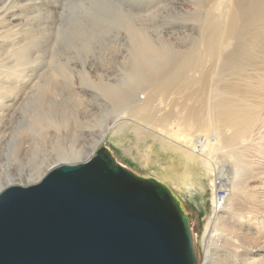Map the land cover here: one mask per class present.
Listing matches in <instances>:
<instances>
[{
	"label": "bare ground",
	"instance_id": "1",
	"mask_svg": "<svg viewBox=\"0 0 264 264\" xmlns=\"http://www.w3.org/2000/svg\"><path fill=\"white\" fill-rule=\"evenodd\" d=\"M196 4L197 14L195 17L196 23L194 24L197 26V33L196 38L194 37L195 45L192 50L185 51V53L184 49L181 52H177L178 49L174 51L175 46L166 48L163 42V44H158L159 47H155L157 43L151 45V42L146 41V37L141 41L139 34H143L141 32L135 34L136 29L133 30L132 26L128 27L132 20H130L129 14H126L125 17L128 16V18L124 17L125 19H122L121 25L125 26L128 23L126 28L129 29L126 30H130V32H127L133 35L134 31L135 36L138 34L137 37L130 35V39L136 41L134 44L130 42L132 43L130 45L132 58L135 55V53L132 54L133 50L135 52L136 46H140L137 47L139 52L136 53L139 55H136L133 61L129 55L132 63L131 67L125 70L127 74L124 72L120 74L128 76L129 80L126 78L128 82L125 80L126 76H123L122 81L124 79L123 82L130 83L129 88L131 87L130 90L133 89L131 95L132 97L137 96V99H134L137 101H129V96L124 93L125 88L127 91L129 88L125 86L126 84L122 87L120 82L118 85L117 80V83L112 84L111 89H117L114 90L115 94L121 86L120 90L122 89L121 91L124 94L121 92L118 96L117 92L112 95L113 97L118 96L115 98L120 103L117 105L118 111H114L117 113L111 110L116 107V104L114 105L110 99L112 104L109 103V114H114L112 127H109V124L105 122L103 131L94 142L89 144L92 145L88 151H77L74 148V150H68L66 147L67 151L62 149L56 157L53 155L56 159L48 163L45 169L42 168L43 171H40L39 174H36L35 170L34 172L31 170V175L28 179H23L24 181L14 178V176L12 178V175L11 177L8 175L5 178H0V191L12 185L24 187L33 185L50 169L58 165L85 162L93 157L92 155L97 146L104 140L105 136L112 135L111 133L116 127H120L124 122L131 123L128 127L139 123V125L141 124L149 130H160L162 133V135L160 134L163 138L161 153L168 159V166L163 170L166 173L165 180H167V177L172 178L177 168H181L175 177L167 181V188L181 197H188L190 203L197 210H207L210 205L209 216L201 241L203 246L201 248L204 250L202 264H212L215 261L213 259L216 258L213 252L222 251L223 248L228 249L232 244L234 245V241H240L247 247L256 244L259 247L258 249L264 250V135L260 134L262 136L261 144L257 143V138H254L256 132H259V126L264 123V0H197ZM19 7H21L20 4ZM128 19L130 22H128ZM101 21L103 22V20ZM132 23L134 22L132 21ZM132 38H138V42ZM148 40L150 41V39ZM136 43L138 45H135ZM138 50L136 49V51ZM15 54H17V51ZM15 54L14 57L16 58ZM23 58L26 59L25 56ZM20 59H17V65L11 66L13 69L9 66L6 67V70L12 69L14 71V69H17L14 66L21 65L24 70V62H21ZM12 71L10 70L9 73ZM60 77L62 76L60 75ZM118 79L121 80L120 76ZM99 81L102 82V79ZM89 83H92V81ZM101 84L103 89L98 87V84L97 89L101 88L105 91L104 86L109 85V87H106L105 93L112 92L108 89L110 84L107 83L106 85L103 82ZM116 84L118 87L114 88ZM0 90L5 89L0 87ZM109 93L107 95L112 94ZM155 101H158V103L154 106ZM39 103L37 107H40ZM112 105L115 107L111 108ZM161 107H164L162 109L164 112L160 118H157L156 115ZM165 108L169 110L166 111ZM47 111L46 109L45 111L43 109L36 110L33 114L35 121H33V125L37 123L42 128L43 125L40 124L44 123L43 120H47L50 124L53 121L52 124H54V118L49 117ZM174 118L177 120L175 128L166 129L164 124ZM47 121L46 123H48ZM56 124L58 125V123ZM257 135L259 136V134ZM194 137L195 139H193ZM56 139L52 138L54 141ZM60 140L61 138L59 142ZM114 143L119 146L118 143ZM55 146L60 147L59 145ZM149 148H152V146H148ZM51 150L55 152V149L51 148ZM12 153L16 155L14 151ZM250 153L256 155L255 158L252 155L250 156ZM147 158L149 160V157ZM6 167L8 166L2 167V170ZM41 167L39 166V169L36 168V170H42ZM8 171L10 170L8 169ZM219 191L225 193L221 198H218L217 195ZM190 229L192 232L193 229L191 227ZM235 245L237 246L238 243ZM231 251L233 250H230V253ZM260 251L259 255L250 259L251 264H264V252ZM245 264L250 263L245 262Z\"/></svg>",
	"mask_w": 264,
	"mask_h": 264
},
{
	"label": "rangeland",
	"instance_id": "2",
	"mask_svg": "<svg viewBox=\"0 0 264 264\" xmlns=\"http://www.w3.org/2000/svg\"><path fill=\"white\" fill-rule=\"evenodd\" d=\"M196 3L197 0H0V87L6 90H0L2 92L0 94V178H5L8 175L11 177L12 175V178L14 176L17 179L26 180L31 175V170L33 172L35 170L36 174H39L40 171L42 172L46 168L48 163L56 159L53 155L56 157L58 152L66 149V147L68 150L74 148L77 151H88L92 145L89 144L94 142L103 131L104 123L106 122L109 127H112L114 114H109V103L116 104V107L111 106V108H116L111 109L113 112L118 111L117 105L120 103L116 98L119 93H123L122 89L120 90L121 86L129 80L128 76L123 74V76H126V81L123 82L124 79L122 81V78L124 77L120 73L127 74L125 70L131 67L132 61L136 58V55H139L136 54L139 52L137 47L140 45L138 43L135 44L138 45L136 46L138 51L135 49L134 52L133 50L132 54L135 53L133 58L130 55L132 49L130 46L132 43L130 42H133V44L136 42L130 39V35L133 37L135 35L134 31L132 35V33H128L130 30H126L129 29L126 28L127 22H125L127 23L125 26L121 25L122 19L128 18V16L132 18L130 20L134 23L131 21L132 24L130 23L128 27L132 26L133 30H138L137 32L135 30V34L138 32L143 34L138 33L141 36L139 37L141 41L146 37V41L151 42V45L157 43L155 47H159L158 44L163 42L166 48L175 46L174 51L178 49L177 52H181L184 49L185 53V51L192 50L195 45L197 33V26L194 24L196 23L195 17L197 14ZM19 4L21 7H19ZM126 14L129 15L125 17ZM191 18L193 19L191 20ZM128 22H130L129 19ZM30 38L32 40H29ZM133 40L138 42V38ZM16 51L17 54H15ZM24 56L26 59L23 58ZM17 59L23 61L25 67L23 70L22 65L14 66L17 69L20 67L19 72L17 69L12 71L13 65H17ZM6 67L12 69L6 70ZM10 70L11 73H9ZM84 75L88 77L85 79L86 76L84 77ZM119 76L121 80L118 79ZM87 79L92 81L93 84L89 83L90 81ZM101 79L106 85L107 83L110 84L108 89H110V92L112 91V94L109 93L108 89V92L105 93L106 87H109V85L104 86L105 91L102 90V82L99 81ZM119 82L121 86H119L118 96H115V98L112 95L114 90L117 89L112 90L111 88L113 87L112 84L117 83L119 85ZM97 84L102 89H97ZM117 84L114 85V88L118 87ZM129 84L125 86L129 88ZM47 85L48 90L46 89ZM130 88L128 91L125 88L124 93L129 96V101L136 102L137 100L134 99H137V96L132 97L131 90L133 91V89L130 90ZM108 93L111 95H107ZM40 97L42 99H39ZM38 102H40L41 108L37 107ZM157 103L158 101H155L153 105L155 106ZM35 109L48 110V116L54 118V124H52L53 121L51 123L53 126L47 120H43L44 123L40 124L43 125L42 128L37 123L33 125L35 122L33 118V114L36 112ZM162 109L164 107H161V110L157 113V118L162 116L164 112ZM165 110L169 109L165 108ZM176 121L175 118L170 119L164 124V127L174 129ZM55 123H58L59 126ZM263 124H261L263 127L259 126V132H256V136H254V138H257L256 141L260 140L257 141L259 144L262 141L260 134L264 135ZM128 125H131V123L124 122L123 125L112 131V135L105 136L92 156L95 155L97 149L104 147L122 166L137 175L152 177L168 187L167 181L175 177L181 168H177L172 178L167 177V180H165L166 173L163 170L168 166V159L161 153L163 138L160 134L162 135V133L160 130H149L141 124L139 125V123L133 124L132 127H128ZM52 138L57 139L54 141ZM60 138L62 141L59 142ZM113 141L118 143L119 146L115 145ZM150 145L152 148H149V150L148 146ZM51 148L55 149V152ZM67 149L63 151H67ZM12 150L16 155L12 153ZM249 155H252L253 158L256 156L251 153ZM7 156L10 157V160ZM146 157H149V160ZM4 165L8 167L2 170V167H5ZM39 166H42L40 169H43L38 171L36 168ZM4 173H7L6 176ZM173 194L180 201L184 213L188 215L190 227L193 229L196 264H202L204 250L201 241L209 216L210 205L207 210H197L190 203L188 197L184 198L175 193ZM218 195L223 196V193L219 192ZM233 243L234 245L238 243L239 246L232 244L229 247L230 250H233L231 253L229 248L213 252L216 258L213 259L215 261L212 264H223L224 262H226L224 264H245V262L251 264L250 259L259 255L260 250L264 252L263 249H258L259 247L256 244L250 245L249 248L240 241H234ZM231 254L233 255L231 256Z\"/></svg>",
	"mask_w": 264,
	"mask_h": 264
},
{
	"label": "water",
	"instance_id": "3",
	"mask_svg": "<svg viewBox=\"0 0 264 264\" xmlns=\"http://www.w3.org/2000/svg\"><path fill=\"white\" fill-rule=\"evenodd\" d=\"M0 264H196L188 215L163 183L104 147L0 191Z\"/></svg>",
	"mask_w": 264,
	"mask_h": 264
},
{
	"label": "built area",
	"instance_id": "4",
	"mask_svg": "<svg viewBox=\"0 0 264 264\" xmlns=\"http://www.w3.org/2000/svg\"><path fill=\"white\" fill-rule=\"evenodd\" d=\"M219 192H222L223 193V196L225 195V193L223 191H219ZM218 192V193H219ZM218 195V194H217ZM222 196L221 195H218V198H221Z\"/></svg>",
	"mask_w": 264,
	"mask_h": 264
}]
</instances>
